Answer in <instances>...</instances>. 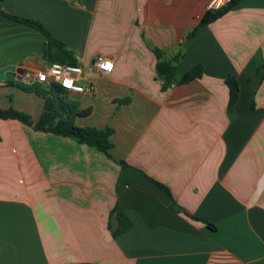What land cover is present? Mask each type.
I'll use <instances>...</instances> for the list:
<instances>
[{"label": "crops", "instance_id": "crops-1", "mask_svg": "<svg viewBox=\"0 0 264 264\" xmlns=\"http://www.w3.org/2000/svg\"><path fill=\"white\" fill-rule=\"evenodd\" d=\"M207 2L0 1L40 21L82 66L92 90L68 92L74 122L112 130L109 158L0 119V264H264V0L205 23ZM44 43L0 15V107L38 118L43 99L5 82L33 83L49 63ZM154 50L182 52L178 70L200 63L201 77L163 90ZM96 55L113 60L109 73L93 67ZM228 74L239 86L230 117ZM114 207L132 226L113 238Z\"/></svg>", "mask_w": 264, "mask_h": 264}, {"label": "trees", "instance_id": "trees-1", "mask_svg": "<svg viewBox=\"0 0 264 264\" xmlns=\"http://www.w3.org/2000/svg\"><path fill=\"white\" fill-rule=\"evenodd\" d=\"M238 1L239 0H232L231 3L221 9L209 11L210 16L205 23L211 22L220 17ZM0 15L40 31L45 37V43L42 48V56L47 61H57L68 64L77 63V60L71 50L66 48L62 42L52 37L50 32L40 21L9 14L2 11L1 8ZM194 32L195 28L187 34L183 46L187 44ZM154 53L157 58L155 63V72L156 76L162 79L161 88L163 90L172 84H185L193 79L201 77L203 73V67L200 63L193 65L189 70L183 73L180 72L177 64L182 57V52H179L170 58H162V54L159 50H154ZM262 66L264 67V63ZM224 82L228 88L227 114L230 117L232 114L233 104L237 99L239 86L237 79L231 74L227 75ZM5 83L11 86H16L22 91L32 92L40 96L43 99V107L36 120H34L29 113L16 109L13 106H8L6 108L0 107V119L17 120L36 129L51 132L59 136L70 137L79 143H85L95 147L111 158L108 151L112 146L109 139L112 132L111 128L106 127L99 129L95 127L77 125L74 122L77 113V104L68 98L67 89L63 88L60 84L49 83L47 85H41L36 82L24 84L19 81H7ZM117 162L122 166H127L124 161ZM157 184L162 187L159 183ZM169 205L175 210H180L179 207L175 206L172 199L170 200ZM188 216L192 219L201 220L208 226L213 227L211 223L202 218L192 215ZM107 223L108 227L111 228V236L113 238L127 231L132 226L130 219L124 213L117 211L116 207L109 211Z\"/></svg>", "mask_w": 264, "mask_h": 264}, {"label": "built area", "instance_id": "built-area-1", "mask_svg": "<svg viewBox=\"0 0 264 264\" xmlns=\"http://www.w3.org/2000/svg\"><path fill=\"white\" fill-rule=\"evenodd\" d=\"M232 0H208L206 9L208 11H215L227 6ZM93 67L99 73H109L113 68V60L102 55H96L93 58ZM111 68H108V65ZM83 68L79 64H68L61 62H49L36 68L31 73L33 82L41 85L49 83H58L68 92L84 93L92 90V86L84 85L81 82Z\"/></svg>", "mask_w": 264, "mask_h": 264}, {"label": "clouds", "instance_id": "clouds-1", "mask_svg": "<svg viewBox=\"0 0 264 264\" xmlns=\"http://www.w3.org/2000/svg\"><path fill=\"white\" fill-rule=\"evenodd\" d=\"M108 68H109V69L111 68V65H110V64L108 65Z\"/></svg>", "mask_w": 264, "mask_h": 264}]
</instances>
